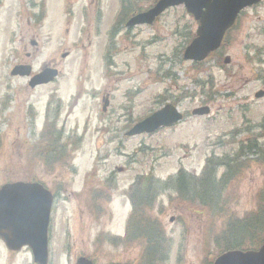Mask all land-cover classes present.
I'll list each match as a JSON object with an SVG mask.
<instances>
[{
  "label": "rangeland",
  "instance_id": "obj_1",
  "mask_svg": "<svg viewBox=\"0 0 264 264\" xmlns=\"http://www.w3.org/2000/svg\"><path fill=\"white\" fill-rule=\"evenodd\" d=\"M155 2L127 5L139 12ZM71 3L0 0V187L32 179L52 191L53 181L66 185L53 211L49 264H77L81 257L95 264L213 262L225 221L256 213L264 197V97L256 98L264 92V1L244 11L224 48L202 65L181 60L182 36L198 29L183 6L152 26L125 31L121 25L114 34L120 0ZM21 62L34 73L58 63L63 77L31 89L29 78L11 76ZM107 93L113 98L104 114ZM55 95L61 104L48 109ZM169 103L186 114L182 124L152 136H126ZM202 107L211 108L210 116L193 117ZM252 140L258 146L251 150ZM204 170L216 183L208 182L207 192L200 181ZM180 173L182 183L166 185ZM138 177L159 184L141 187ZM131 198L138 212L130 229ZM139 218L153 222L166 243L151 248L145 262L149 243L140 235ZM262 241L264 234L250 243ZM22 257L23 264L33 262L28 251Z\"/></svg>",
  "mask_w": 264,
  "mask_h": 264
},
{
  "label": "water",
  "instance_id": "obj_2",
  "mask_svg": "<svg viewBox=\"0 0 264 264\" xmlns=\"http://www.w3.org/2000/svg\"><path fill=\"white\" fill-rule=\"evenodd\" d=\"M262 0H161L147 13L133 18L128 24L133 27L141 24H153L155 19L167 9L185 5L189 14L200 23L197 37L184 54L185 61L203 62L217 51L225 34L230 30L239 14L246 8L257 5ZM230 59L226 60V64ZM31 67L19 66L12 76L29 77ZM57 77L53 71H45L31 81V86L48 84ZM264 97V92L256 95ZM108 105V104H107ZM209 108L196 110L194 115L204 116ZM183 117L171 105L138 124L128 135L154 133L162 127H171L182 121ZM53 206V196L42 186L30 183L6 185L0 191V235L11 247L30 246L35 260L41 264L48 262V231ZM80 264H91L81 262ZM215 264H264V246L260 252H232L220 257Z\"/></svg>",
  "mask_w": 264,
  "mask_h": 264
},
{
  "label": "trees",
  "instance_id": "obj_3",
  "mask_svg": "<svg viewBox=\"0 0 264 264\" xmlns=\"http://www.w3.org/2000/svg\"><path fill=\"white\" fill-rule=\"evenodd\" d=\"M127 1L128 0H124L125 6H126ZM135 12L136 11L132 10V7L131 9L129 8V9L123 10V13L120 15L119 20L125 19L128 15L130 16L132 14H136ZM121 23L123 24L124 22H121ZM188 40L189 38L187 37L186 42H188ZM46 134L48 133L44 132L42 136L45 137ZM46 136L48 137V135ZM253 145L254 147L258 146L255 140L254 141L252 140L249 143L248 149L252 150ZM242 148H244V146H242ZM239 157L240 156H237V158ZM210 165L211 163H209L207 170L211 168ZM210 174L206 175L205 173V176H204L205 179L200 180L202 181V185L201 184L200 185L202 186V189L204 192H207L208 190V186H207L208 182L216 184L214 182V174L213 176L208 177ZM184 177H186L185 174L180 173L179 176H177L176 178L170 179L166 185H169L173 180L177 182L178 184H180L183 182ZM231 177H233L232 174L229 176L228 179H230ZM193 180H196V178L194 177ZM139 182H141V187H143L145 184L150 185V186L159 184L158 183L159 181L152 179V177H140L137 180L138 184ZM184 193L186 194V190H184ZM263 195L264 193L262 194V196ZM217 198L220 200V194L217 195ZM139 200L140 201L144 200L145 202H147V200L143 198V196H141ZM203 200L206 201L205 199ZM137 208H138V205H137ZM143 220L139 218L138 225L141 226L140 235L143 236V238H145L146 240L145 242L148 241L149 243V247H148L149 250L145 254V259H144V262H145L147 260L152 259L151 257H149L151 255V248L154 249V247H158L159 241L162 244L160 246L161 248L162 246H166V243L164 242V236L161 235L160 231L156 228L154 223L153 222L151 223L148 221L142 224L141 222ZM262 234H264V197L261 199L260 205L256 213L247 215L244 219H231V221L227 223L224 231L221 234H219L216 238V241L218 244L217 246L223 252L231 251V250H246L247 251L250 249H255V248H258L264 241L258 243L257 245H253L250 243V240L253 242V240L257 238V235H262ZM145 250H146V247H145Z\"/></svg>",
  "mask_w": 264,
  "mask_h": 264
},
{
  "label": "flooded vegetation",
  "instance_id": "obj_4",
  "mask_svg": "<svg viewBox=\"0 0 264 264\" xmlns=\"http://www.w3.org/2000/svg\"><path fill=\"white\" fill-rule=\"evenodd\" d=\"M70 5L73 6V4L71 3V0H70ZM34 6H36V5H34ZM32 9H36V8L33 7ZM81 14H82L81 20H82V28H83L81 33L85 34V5H84V7H82V13ZM98 14H99V16L101 15V10L98 11L97 15ZM74 15L75 14L72 13V16H74ZM72 16H70V17H72ZM38 19H39V16L35 15L34 16L35 22H37ZM31 21H33V20H31ZM87 21H89V19H87ZM29 24L31 26L30 22H29ZM90 25L92 27V23H90ZM34 33H35V28H33V29L30 28L29 34H34ZM21 35H22V37H24L25 36V32H22ZM30 43H31V45H33V43L37 44V42L35 40L33 41V39L30 41ZM33 47L36 48V45L33 46ZM83 49H85V47H83ZM27 55H28V57H30V53H27L26 56ZM22 63L23 62H21V64ZM58 65L59 64L55 63V62L54 63H50L48 65L43 66L41 71L44 70L45 68H50V67L57 68L59 70V72H60V74H59V79H60L63 74H62L61 68L60 69L58 68ZM57 182H58V180L52 182L53 185H54V187H53L54 190L52 191V193H54L56 195V199L58 201V197L61 196L62 190L64 188H66V185H60L59 184V186H58ZM52 183H51V185H52ZM84 194H85V191H84ZM50 235H51V239H50V241H51L52 240V224H51V228H50ZM25 251H26V248H22V249H18V250H14V249L8 248L7 244L4 241V239L0 237V264H23V260L22 259L20 260V258H23L22 257L23 256V252H25ZM9 259H10V261H9ZM31 264H33V263H31Z\"/></svg>",
  "mask_w": 264,
  "mask_h": 264
}]
</instances>
